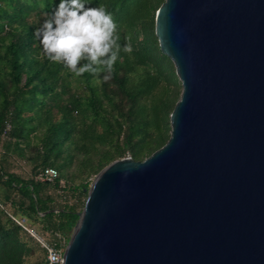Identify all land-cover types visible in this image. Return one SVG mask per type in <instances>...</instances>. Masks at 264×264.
Instances as JSON below:
<instances>
[{
  "label": "water",
  "instance_id": "1",
  "mask_svg": "<svg viewBox=\"0 0 264 264\" xmlns=\"http://www.w3.org/2000/svg\"><path fill=\"white\" fill-rule=\"evenodd\" d=\"M168 142L95 177L62 264H264V0H165Z\"/></svg>",
  "mask_w": 264,
  "mask_h": 264
},
{
  "label": "trees",
  "instance_id": "2",
  "mask_svg": "<svg viewBox=\"0 0 264 264\" xmlns=\"http://www.w3.org/2000/svg\"><path fill=\"white\" fill-rule=\"evenodd\" d=\"M56 2L0 0V264H49L23 220L66 250L92 179L117 160L144 161L162 148L180 97L155 31L165 0H88L113 14L121 45L132 46L107 81L77 77L42 54L34 32ZM13 154L31 166L28 178L13 171ZM46 169L57 171L53 182L38 179Z\"/></svg>",
  "mask_w": 264,
  "mask_h": 264
},
{
  "label": "clouds",
  "instance_id": "3",
  "mask_svg": "<svg viewBox=\"0 0 264 264\" xmlns=\"http://www.w3.org/2000/svg\"><path fill=\"white\" fill-rule=\"evenodd\" d=\"M44 16L34 32L38 47L50 63L62 65L77 77L99 74L107 81L121 51H132L130 43L121 45L117 22L104 5L57 0Z\"/></svg>",
  "mask_w": 264,
  "mask_h": 264
},
{
  "label": "built area",
  "instance_id": "4",
  "mask_svg": "<svg viewBox=\"0 0 264 264\" xmlns=\"http://www.w3.org/2000/svg\"><path fill=\"white\" fill-rule=\"evenodd\" d=\"M57 171L54 169H46L41 171L38 174V179L43 182H53L57 178ZM19 224L23 226L46 250H47V259L49 264H62L63 263V253L60 250H57L55 247L49 245L44 239L38 236V234L27 228L22 222Z\"/></svg>",
  "mask_w": 264,
  "mask_h": 264
},
{
  "label": "rangeland",
  "instance_id": "5",
  "mask_svg": "<svg viewBox=\"0 0 264 264\" xmlns=\"http://www.w3.org/2000/svg\"><path fill=\"white\" fill-rule=\"evenodd\" d=\"M179 93L181 94L182 92V86L181 83L179 82ZM180 98V97H179ZM1 150H2V145H0V154H1ZM9 160V159H8ZM10 163H11V167L13 169V171L15 173H17L18 175L24 177V178H28L31 174V166L29 164H27L24 160H22L20 157H18L17 154H13L10 158ZM95 178H93L92 180H94ZM23 223H25L26 225L27 222L25 220H23ZM34 228V227H33ZM31 230L35 231V228ZM38 234L39 237H41L42 239H44L46 242L49 241V236H42L41 234H39V232H36ZM73 235V234H72ZM62 252H65V249L61 250Z\"/></svg>",
  "mask_w": 264,
  "mask_h": 264
}]
</instances>
